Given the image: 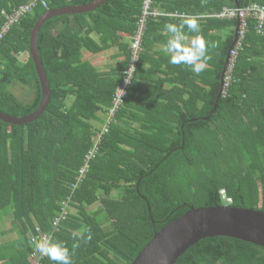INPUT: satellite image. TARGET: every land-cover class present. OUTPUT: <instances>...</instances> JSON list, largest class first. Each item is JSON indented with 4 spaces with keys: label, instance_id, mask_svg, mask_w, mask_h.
Returning a JSON list of instances; mask_svg holds the SVG:
<instances>
[{
    "label": "trees",
    "instance_id": "trees-1",
    "mask_svg": "<svg viewBox=\"0 0 264 264\" xmlns=\"http://www.w3.org/2000/svg\"><path fill=\"white\" fill-rule=\"evenodd\" d=\"M29 1L0 0V31L8 15ZM92 1L46 0L48 7L38 4L12 26L0 41L1 111L21 117L41 104V83L30 53L23 65L18 59L20 53L30 52L39 17L52 8ZM252 3L264 6V0H239L241 7ZM143 4L107 0L96 10L53 17L43 24L39 48L51 86L50 103L31 123L0 120V264H33L30 241L40 238L38 227L54 232L52 240L65 243L70 251L74 243L80 244L72 264H132L157 232L192 206L226 204L223 190L232 199L230 205L264 211V31L258 33L254 18L248 20L227 95L222 94V75L236 28L223 45L220 63L209 70L210 77L185 83L178 93L180 106L178 97L165 91L146 67L155 15L148 17L124 104L99 142L85 179L73 190L97 141L99 130L91 121L104 123L100 113H108L130 69V42L140 27ZM207 6L218 12L236 2L211 0ZM205 20L203 29L238 24L236 19ZM111 47H118L124 58L108 73L84 59V51ZM15 83L32 95L17 97L11 89ZM69 199L76 213L53 228V219ZM97 203L98 210L89 209ZM9 218L12 226L6 228ZM85 229L91 230L90 243ZM42 264L54 262L43 259ZM175 264H264V247L226 236L208 237Z\"/></svg>",
    "mask_w": 264,
    "mask_h": 264
},
{
    "label": "water",
    "instance_id": "water-1",
    "mask_svg": "<svg viewBox=\"0 0 264 264\" xmlns=\"http://www.w3.org/2000/svg\"><path fill=\"white\" fill-rule=\"evenodd\" d=\"M106 1L94 0L82 5L52 8L39 17L32 30L29 53L41 83V104L35 112L21 117L0 110V120L14 125L31 123L45 112L50 103L52 91L39 48V33L43 24L53 17L96 10ZM235 2L236 6L240 7L239 0H235ZM236 39L237 34H235L231 48L235 45ZM224 73L225 69L222 79ZM216 236L236 238L264 247V211L232 205L200 208L192 206L183 216L157 232L132 264H175L191 246L204 238Z\"/></svg>",
    "mask_w": 264,
    "mask_h": 264
},
{
    "label": "built area",
    "instance_id": "built-area-1",
    "mask_svg": "<svg viewBox=\"0 0 264 264\" xmlns=\"http://www.w3.org/2000/svg\"><path fill=\"white\" fill-rule=\"evenodd\" d=\"M40 3L43 4L45 7H48L46 0H30L26 4L22 5L14 14L8 15L7 21L5 22L0 31V41L11 30L12 26L20 21V18L22 16L33 11L34 8ZM153 5L154 0H144L143 12L139 19L140 27L137 30L136 34L131 37L130 47L133 50V54L130 69L126 71L127 75L124 78L123 84L118 86L116 90L115 97L113 99V105L108 111V120L104 123L103 135L99 134L96 137L97 141L95 142L94 147L87 154L85 158V164L79 169L77 182L73 184V190H75L78 185L82 183L85 179L87 173L89 172L91 161L97 157V154L99 152V142H101L103 137L109 132L110 127L115 119L116 113L124 104V98L127 89L133 80L134 72L136 69L135 64L138 60L139 52L142 48V39L144 31L146 29V20L148 19V17L153 15L156 16L157 14V12H155L154 10ZM212 16L225 20L236 19L239 22L236 26V43L230 50L229 58L223 77L222 94L227 95L229 87L233 84L234 81V72L236 68L237 58L239 55V50L243 46V42L248 31V20L254 18L258 22V25L256 27L258 33H263L264 31V6L260 5L259 3H252L247 7H225L221 11L212 14ZM224 200L226 201V204H230L232 202V199L230 197H226ZM70 201H72V199H69L64 202L63 212L57 218L53 219V228L58 229L60 221L66 218V215L68 214V208L72 206ZM38 230L40 232V238L48 237L52 240V238L54 237V232H41L40 227H38ZM33 238L39 237L33 236L32 239ZM30 259L32 260L33 264H42L43 261L42 258L35 254V252L31 254Z\"/></svg>",
    "mask_w": 264,
    "mask_h": 264
},
{
    "label": "crops",
    "instance_id": "crops-1",
    "mask_svg": "<svg viewBox=\"0 0 264 264\" xmlns=\"http://www.w3.org/2000/svg\"><path fill=\"white\" fill-rule=\"evenodd\" d=\"M201 2L202 0H156L153 5L154 10L155 12H157V14L154 17L155 19L153 23L155 24L152 26L150 34H148L147 50L149 52V59L147 61L146 67L152 72V76L160 81L165 91H168L169 93L173 92L172 95H176L178 97L177 102H180V106H183V101L181 100V98H179L178 93H180L183 88H185V83L192 84V81H195L194 79L197 80L201 76H204L207 79L210 77V71L215 69V65L220 63L219 60L221 54H223L224 43L226 42L228 36L234 33L236 28L235 26L230 25L228 27H216L215 29H213L210 25L209 27L203 29V24L206 21V17H213L212 14L217 11L210 12L208 6H201ZM210 2L211 0H207V4H209ZM225 7H223L222 9H224ZM169 14L175 16H180L183 14L199 15L201 17L200 34H202L208 41V54L211 56V60L208 62L207 69L200 75L195 74L191 70V68L186 65H172L170 63V57L161 50L166 45L168 39V34L166 32L165 25L167 23H178L177 20H169L167 18ZM185 31L187 33V29ZM187 34L189 36L195 35V33ZM122 36L127 37L128 35L126 33H122ZM213 44H216L218 46L213 48ZM260 46H263L264 48V41L261 43ZM227 57L228 53L226 54V60ZM85 60L90 61L94 66L98 67L97 64L93 63L91 59L85 58ZM261 60L264 63V57H262ZM181 72H189V74L185 75V73ZM143 84L146 87L147 83L143 82ZM187 95L188 93L185 94V97ZM160 100L164 102L165 98L160 96ZM137 123L138 125H140L139 122Z\"/></svg>",
    "mask_w": 264,
    "mask_h": 264
},
{
    "label": "clouds",
    "instance_id": "clouds-1",
    "mask_svg": "<svg viewBox=\"0 0 264 264\" xmlns=\"http://www.w3.org/2000/svg\"><path fill=\"white\" fill-rule=\"evenodd\" d=\"M201 6L206 7L207 0H202ZM167 18L169 20H177L178 23H167L165 25L168 39L166 45L161 50L170 57L172 65H186L195 74L200 75L207 69L208 62L211 60V56L208 54V41L200 34L201 17L199 15L183 14L175 16L169 14ZM186 29L187 33H195V35L189 36L185 31ZM217 46L216 44L212 45L213 48ZM82 231L88 233L86 242L90 243L92 240L91 230L85 229ZM76 238L77 233H73V239ZM80 239H83V236ZM30 243L33 245L36 255L42 259L50 260L54 264H72L71 257L75 254V250L80 247L79 243H74L72 251H70L65 243L60 241L54 242L48 237L33 238Z\"/></svg>",
    "mask_w": 264,
    "mask_h": 264
},
{
    "label": "rangeland",
    "instance_id": "rangeland-1",
    "mask_svg": "<svg viewBox=\"0 0 264 264\" xmlns=\"http://www.w3.org/2000/svg\"><path fill=\"white\" fill-rule=\"evenodd\" d=\"M84 59L85 58H89L92 60L93 63L97 64L98 68L104 72V73H108V71H110L112 69V67L123 60L124 57L119 56L120 52L118 47H111L108 48L102 52H98V53H90L88 51H84ZM118 56V57H117ZM29 58V52H24V53H20L18 55V59L21 65H23L27 59ZM11 89L13 90V92L16 94L17 97H19L22 100L28 99V96L32 95L30 89H28L27 87L17 84L15 83L14 85H12ZM72 100H69V104H72L73 98H71ZM112 107V106H111ZM100 115L103 116V119L105 120L104 123L108 120V113L105 114H101ZM104 123L103 122H97V121H91V125L95 128L98 129L99 131L97 132V136L99 134L103 135V128H104ZM134 126H139L138 123H134ZM110 131V130H109ZM108 134V133H107ZM96 136V137H97ZM222 195L223 198L225 199L226 197V193L224 191H222ZM71 203V207L68 208V214H72V213H76V209L75 207H73L74 201H70ZM100 203L95 204L94 206L89 207V209L91 210H98L100 208ZM0 223H2L0 221ZM109 224H107L108 226ZM3 226H5L6 228H10L12 226V218L7 219V221L3 224ZM43 230L41 229V232Z\"/></svg>",
    "mask_w": 264,
    "mask_h": 264
}]
</instances>
